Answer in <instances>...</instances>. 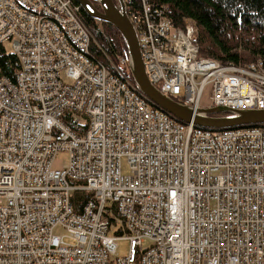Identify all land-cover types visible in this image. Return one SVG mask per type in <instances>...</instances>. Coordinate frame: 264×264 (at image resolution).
<instances>
[{
  "label": "built area",
  "instance_id": "1",
  "mask_svg": "<svg viewBox=\"0 0 264 264\" xmlns=\"http://www.w3.org/2000/svg\"><path fill=\"white\" fill-rule=\"evenodd\" d=\"M130 1L162 94L193 110H264L262 62L203 59L191 21L177 27L169 7ZM5 43L20 69L0 78V264H264V124L212 130L158 109L95 59L72 0H0ZM119 65L128 70L127 58ZM60 152L68 164L54 168ZM74 192L91 195L78 213ZM113 211L125 257H112Z\"/></svg>",
  "mask_w": 264,
  "mask_h": 264
},
{
  "label": "trees",
  "instance_id": "2",
  "mask_svg": "<svg viewBox=\"0 0 264 264\" xmlns=\"http://www.w3.org/2000/svg\"><path fill=\"white\" fill-rule=\"evenodd\" d=\"M151 1L157 7H169V18L175 26H182L185 20L194 24L199 57L236 67L257 61L264 64V0ZM93 5L101 10L98 3L93 2ZM130 5L133 10L138 8L136 0H131ZM81 16L97 44L91 48L95 59L110 71L113 66L123 70L134 83L127 68L119 65L121 58H127V47L120 33L108 24L93 21L82 11ZM19 69L15 54L7 53L0 44V78L13 80ZM90 199L89 194L74 192L71 198L74 212H80L82 205ZM106 216L111 223L115 222L114 211Z\"/></svg>",
  "mask_w": 264,
  "mask_h": 264
},
{
  "label": "water",
  "instance_id": "3",
  "mask_svg": "<svg viewBox=\"0 0 264 264\" xmlns=\"http://www.w3.org/2000/svg\"><path fill=\"white\" fill-rule=\"evenodd\" d=\"M90 19L114 27L123 37L127 47V67L138 90L158 109L182 123L224 130L264 124V110H232L210 108L193 110L162 94L149 80L139 49L136 32L129 20L123 0H72ZM100 5L98 10L93 5Z\"/></svg>",
  "mask_w": 264,
  "mask_h": 264
},
{
  "label": "rangeland",
  "instance_id": "4",
  "mask_svg": "<svg viewBox=\"0 0 264 264\" xmlns=\"http://www.w3.org/2000/svg\"><path fill=\"white\" fill-rule=\"evenodd\" d=\"M3 47L7 53H13V48L10 43H5L3 44ZM68 83V81H66ZM203 104H207V100L204 97L203 99ZM68 164V154L66 152H60L57 154L53 166L54 168H60L62 166H65ZM120 166H121V174L123 176H130L131 175V170L128 164V161L126 158H122L120 161ZM108 207H111V203L107 204ZM122 228V224L120 222L117 223H112L111 225V230L108 232L109 236L115 237L116 244H117V249L116 253L112 256L113 258L115 257H125L128 253V246L129 242L128 240L125 239V235L119 234V230ZM53 234L57 236H61L62 241L65 244L72 245L73 241L69 239L67 232L62 229L61 227H57L53 230ZM152 245V243L149 240H145V242L142 244V249L145 250L149 248Z\"/></svg>",
  "mask_w": 264,
  "mask_h": 264
}]
</instances>
